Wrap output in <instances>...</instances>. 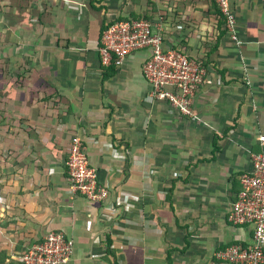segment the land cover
Returning <instances> with one entry per match:
<instances>
[{
  "label": "crops",
  "instance_id": "0c3cea01",
  "mask_svg": "<svg viewBox=\"0 0 264 264\" xmlns=\"http://www.w3.org/2000/svg\"><path fill=\"white\" fill-rule=\"evenodd\" d=\"M151 3L164 47L204 62L212 78L196 88L191 116L149 98L146 49L102 79L101 28ZM26 7L0 12V264H21L50 231L72 239L70 264H228L215 252L248 244L252 227L227 214L264 151V0H229L236 40L215 0ZM73 134L108 189L103 202L70 189Z\"/></svg>",
  "mask_w": 264,
  "mask_h": 264
},
{
  "label": "built area",
  "instance_id": "2783aa9c",
  "mask_svg": "<svg viewBox=\"0 0 264 264\" xmlns=\"http://www.w3.org/2000/svg\"><path fill=\"white\" fill-rule=\"evenodd\" d=\"M215 1L225 16L231 38L236 40L229 0ZM161 30L160 24L146 18L109 23L101 34L100 61L103 65L117 67L130 53L148 50L142 72L150 84L149 98L168 101L180 113L191 116L196 88L211 83L212 78L200 62L179 49L164 47ZM259 140L264 145V135ZM84 148L82 137L71 135L65 160L70 189L91 202H103L108 197V189L99 181L96 169L88 164ZM239 183L240 189L231 202L227 220L234 225L251 226L250 242L229 244L218 249L215 257L228 264H264V151L253 155L252 169L241 173ZM72 254V239L61 231H50L25 247L19 261L21 264H70Z\"/></svg>",
  "mask_w": 264,
  "mask_h": 264
},
{
  "label": "trees",
  "instance_id": "16d2710c",
  "mask_svg": "<svg viewBox=\"0 0 264 264\" xmlns=\"http://www.w3.org/2000/svg\"><path fill=\"white\" fill-rule=\"evenodd\" d=\"M27 3H28V0H0V12L5 17L6 16H10V15L13 16L16 13L23 14L24 11H27V8H28V7H26ZM215 6L219 10L218 11V14L219 15H222L224 17V15L221 13V11H220V9H219L216 1H215ZM140 18H146V19H148L149 18V15H147V13L142 14V13H135V12L131 11L127 16H119L116 20L140 19ZM109 23H111V22H108L107 24L103 25V27L101 28V34H102V31L107 27V25ZM201 64L203 66H206L204 62L201 63ZM106 66H107V68H105V70L103 72L102 79L108 78L112 74L113 69L116 67L114 64H109V65H106Z\"/></svg>",
  "mask_w": 264,
  "mask_h": 264
},
{
  "label": "rangeland",
  "instance_id": "374dc122",
  "mask_svg": "<svg viewBox=\"0 0 264 264\" xmlns=\"http://www.w3.org/2000/svg\"><path fill=\"white\" fill-rule=\"evenodd\" d=\"M152 3H154L152 1ZM152 3L148 5V8H147V15H149V20H152V16L155 14L154 11H156V9L152 7ZM136 13V12H135ZM11 16V15H10Z\"/></svg>",
  "mask_w": 264,
  "mask_h": 264
}]
</instances>
